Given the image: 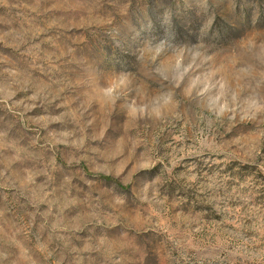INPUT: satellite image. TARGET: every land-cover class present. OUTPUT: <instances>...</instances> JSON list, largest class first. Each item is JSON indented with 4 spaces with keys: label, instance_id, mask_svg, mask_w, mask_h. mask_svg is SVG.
Segmentation results:
<instances>
[{
    "label": "rangeland",
    "instance_id": "rangeland-1",
    "mask_svg": "<svg viewBox=\"0 0 264 264\" xmlns=\"http://www.w3.org/2000/svg\"><path fill=\"white\" fill-rule=\"evenodd\" d=\"M0 264H264V0H0Z\"/></svg>",
    "mask_w": 264,
    "mask_h": 264
}]
</instances>
